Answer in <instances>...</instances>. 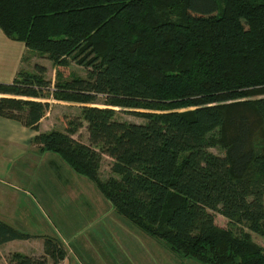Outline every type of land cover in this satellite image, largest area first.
<instances>
[{
	"label": "trees",
	"instance_id": "16d2710c",
	"mask_svg": "<svg viewBox=\"0 0 264 264\" xmlns=\"http://www.w3.org/2000/svg\"><path fill=\"white\" fill-rule=\"evenodd\" d=\"M0 29L57 69L53 88L40 65L0 83V117L39 131L45 100L81 105L64 132L35 138L41 152L96 182L119 215L174 253L264 264L244 231L264 239V0H0ZM71 63L87 77L65 78ZM100 100L105 109L92 106ZM126 112L145 123L115 117ZM84 124L88 145L73 138ZM104 156L118 178L100 179ZM33 238L0 221V246ZM44 252L7 260L67 258L53 239Z\"/></svg>",
	"mask_w": 264,
	"mask_h": 264
},
{
	"label": "rangeland",
	"instance_id": "374dc122",
	"mask_svg": "<svg viewBox=\"0 0 264 264\" xmlns=\"http://www.w3.org/2000/svg\"><path fill=\"white\" fill-rule=\"evenodd\" d=\"M27 51L29 52L26 54L22 72L35 73L36 65L45 67V78L52 82L53 88L57 82V69L52 61L30 49ZM61 71L65 78L71 74L87 77V70L76 63H71L69 68ZM50 103L53 105L52 110L49 111V116L41 128L42 132L38 135L47 133L44 131L64 132L67 121L82 114V106L79 104L55 100ZM104 104L100 100L92 106L105 109ZM115 117L125 122L145 123L127 112L117 113ZM73 138L89 144L86 124ZM36 152L31 151L34 155L32 160L29 155L21 160V169L25 172L28 167L30 170L26 176L22 174L26 183L21 185V210L18 214L24 222L21 224V233L32 235L34 238L27 242L18 241L0 247V264H9L7 259L14 253L26 254L29 257L45 255L42 241L44 244L46 239H53L66 251L67 258L61 264H202L195 259L174 253L166 243L153 238L119 215L98 184L76 173L60 156L51 153L42 158ZM212 152L220 154L216 149ZM54 157L57 159V165L51 164V161H55ZM113 163L114 160L104 156L100 170L101 180L118 178L112 171ZM10 166L12 169L13 165ZM217 223L224 228L228 225L221 216L217 218ZM240 229L244 227H234L237 234ZM244 231L250 233L254 242L264 248L263 238L251 233L248 228ZM31 251L36 255H28ZM50 263L52 264L51 260Z\"/></svg>",
	"mask_w": 264,
	"mask_h": 264
},
{
	"label": "crops",
	"instance_id": "0c3cea01",
	"mask_svg": "<svg viewBox=\"0 0 264 264\" xmlns=\"http://www.w3.org/2000/svg\"><path fill=\"white\" fill-rule=\"evenodd\" d=\"M27 50L29 48L24 43L9 39L0 29V83H12L18 74L22 72L21 69L25 65L24 62H26V54L29 52ZM45 101L51 102V100ZM50 105L51 111L53 105L52 103ZM48 116L49 114L41 121L40 131L26 128L18 121L0 117V221L19 232H21V224L24 223L18 217L21 210V185L26 183L22 174L24 173L26 176L30 170L28 167L25 172L21 169V160L27 155L32 160L34 155L31 154V151L33 150H36V154L41 155L42 158H46L51 154V152H41L40 148L34 143L39 132H42L41 128ZM54 158L55 161H51V164L57 165V159ZM10 165H13L12 169ZM55 172L57 173V167ZM38 239L41 240L42 238L38 237ZM38 239L36 238V240ZM18 241L27 242L29 240H15L8 243ZM42 246L44 247L43 241ZM29 254L30 256L36 255L33 251Z\"/></svg>",
	"mask_w": 264,
	"mask_h": 264
}]
</instances>
